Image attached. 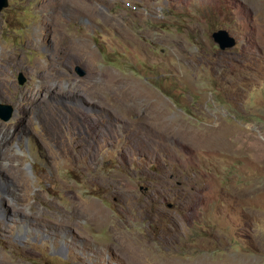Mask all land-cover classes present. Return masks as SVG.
<instances>
[{
	"label": "rangeland",
	"instance_id": "obj_1",
	"mask_svg": "<svg viewBox=\"0 0 264 264\" xmlns=\"http://www.w3.org/2000/svg\"><path fill=\"white\" fill-rule=\"evenodd\" d=\"M0 103V264H264V0H9Z\"/></svg>",
	"mask_w": 264,
	"mask_h": 264
},
{
	"label": "water",
	"instance_id": "obj_2",
	"mask_svg": "<svg viewBox=\"0 0 264 264\" xmlns=\"http://www.w3.org/2000/svg\"><path fill=\"white\" fill-rule=\"evenodd\" d=\"M9 4V0H0V11H2ZM213 40L218 44L221 50H227L237 44V37L228 29L221 28L212 33ZM80 74H85V70L80 69ZM26 76L23 72L19 73L18 80L21 84L26 82ZM13 108L9 104L0 103V118L7 121L11 118Z\"/></svg>",
	"mask_w": 264,
	"mask_h": 264
},
{
	"label": "bare ground",
	"instance_id": "obj_3",
	"mask_svg": "<svg viewBox=\"0 0 264 264\" xmlns=\"http://www.w3.org/2000/svg\"><path fill=\"white\" fill-rule=\"evenodd\" d=\"M28 98V97H27ZM20 99V98H19ZM1 158V157H0ZM1 163V162H0ZM14 182V179H11V182H10V179H9V177L7 176V175H5L4 173H1L0 174V188H2V187H4L3 189H5V191L7 190L8 192H10V193H12V191H10L11 189H10V186H11V183H13ZM16 183V182H15ZM16 186V185H15ZM10 189V190H9ZM5 193V192H4ZM2 198H3V196H2ZM20 200V199H19ZM2 201H3V199H2ZM19 205H21V202H18L17 204L15 203V206L14 207H17V206H19ZM8 206V205H7ZM6 205H5V207L3 208V209H6V207H7ZM12 206V205H11ZM0 208H1V206H0ZM12 210H13V213H17V212H19V208H15V210H14V208L13 209H10V208H7V210L5 211V212H8L9 214H11L12 213ZM11 212V213H10ZM7 213V214H8ZM94 213V212H93Z\"/></svg>",
	"mask_w": 264,
	"mask_h": 264
}]
</instances>
